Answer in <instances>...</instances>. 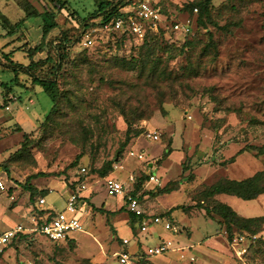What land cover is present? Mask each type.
<instances>
[{
  "label": "rangeland",
  "instance_id": "1",
  "mask_svg": "<svg viewBox=\"0 0 264 264\" xmlns=\"http://www.w3.org/2000/svg\"><path fill=\"white\" fill-rule=\"evenodd\" d=\"M199 1L162 0L167 26L173 21L189 23L191 29L169 27L160 37L143 39L92 26L99 0H0V15L13 21L25 16L28 3L56 20L45 39L42 15L28 17L22 29L32 45L50 48L58 66L49 65L41 75L54 77L60 87L58 110L52 113L53 102L41 87L20 86L32 85L24 73L15 84V71L0 65V178L11 187L7 193L0 190L5 198H0V232L30 225L36 198L23 187L28 176L52 174L35 182L45 190L38 194H46L45 206L60 210L68 196L63 181L68 183L84 166L95 174L90 179L95 196L80 213L84 230L71 233L79 244H54L41 234L19 238L1 264H120L123 251L150 258L142 264H238L241 259L221 232L222 217H207L197 205L215 204L212 198L204 204L201 199L222 178L245 179L264 170V155L239 153L247 145L264 146V0H213L215 24L207 27L199 24V11L189 7ZM0 36V51L21 44L6 45L18 37ZM89 36L91 46L85 43ZM157 43L163 56L160 70H131L124 64ZM15 60L28 64L30 57L17 50ZM131 151L143 159L137 156L139 161L128 167ZM232 157L236 160L229 163ZM109 163L108 175L114 173L125 186L135 176L140 191L149 195L144 209L151 207L152 214L183 206L184 211L171 215L181 231L152 224L146 232L133 233L125 208L107 212L122 204V196L111 195L100 176ZM115 164L124 167L115 169ZM151 170L157 171L160 185L145 178ZM164 187L176 190L152 196ZM215 198L244 217L264 216V194L253 200ZM124 238L130 243L124 244ZM163 239L172 241L171 248L150 255L149 249Z\"/></svg>",
  "mask_w": 264,
  "mask_h": 264
},
{
  "label": "trees",
  "instance_id": "2",
  "mask_svg": "<svg viewBox=\"0 0 264 264\" xmlns=\"http://www.w3.org/2000/svg\"><path fill=\"white\" fill-rule=\"evenodd\" d=\"M131 2V0H99V8L96 12L95 16L98 17L97 22H93L92 26H100L103 27L105 23L108 22H115L117 19L122 18L124 20V24L121 27L120 31L115 30H109L107 32L111 34H118L121 33L122 35H135L136 34L132 31L130 28V21L128 19V13L124 11V8ZM212 3L213 0H200L199 2H193L189 7L191 10L194 8H198L199 11V24L202 27H207L208 22L215 24L213 18H212ZM28 6L25 8V16L23 18H20L18 21H13L10 17L3 14L0 15V26L3 29L4 37H11V36H17L18 39H15L14 37L11 38V40L6 44H16V42H20L21 44L19 46L14 45L13 49L6 52L4 51V47L1 49L2 55L0 56V65L5 66L6 68L12 69L15 71V84L20 83L19 80L21 79V73H24L25 76L31 78L32 85L27 86L26 84H19L22 87L25 88H31L34 89V86H39L43 89V91L51 98L53 102L52 106V113L56 112L58 109V102L60 97V87L58 84L57 79H55L52 76H43L41 74L47 72V67L52 64V69H56L58 66L57 63H54L55 56L51 53V50L47 45H44V43H39L32 45V43L27 39L26 32L22 29V26L24 25L25 21L30 16H39L42 15L44 19V25H43V38L45 39L47 34L54 30L57 26L56 20L53 18V16L50 14V12H41L38 10V8L34 7L32 4H27ZM158 6L162 12L163 17L165 16V21L163 20L160 24V29L158 31H155L151 29L150 27L147 28V31L145 35L142 37L143 39L148 38L151 35H154L153 37L161 36L167 30L169 27H173L174 23L172 21L170 26L167 22V15L165 11V7L162 4V0L159 1ZM46 13V14H45ZM211 39L212 34L210 35ZM2 37V36H0ZM50 40H48L47 44L49 45ZM214 45V43L212 42ZM5 45V46H6ZM160 44L157 43L155 46L148 48L146 52L143 53V55L139 59H132V60H125L124 64L129 67L131 70H160V65L162 63L163 56L157 53L156 48ZM17 50H22L26 52V55L30 57V62L28 64H24L22 62H19L15 60V52ZM46 52V56H43V54ZM9 86V85H8ZM50 117V115H49ZM48 117V118H49ZM128 120V118H127ZM129 129L128 131H131L133 129V123L128 120ZM139 132V131H138ZM136 132V134H138ZM252 150L256 153V156H263L264 155V146H254V145H247L244 149H242L239 153H243L244 151ZM170 153V150H166L164 152V155H168ZM236 160V157H232L229 159V163H234ZM111 163L108 164V166H105L100 170L101 172V178H104L108 175V172L110 171ZM82 167L79 169L81 171ZM78 171V172H79ZM98 174V173H97ZM152 174H155L153 170L151 172H147L146 179L148 181L150 180V177ZM52 174H48L45 172H39L37 174H33L27 177L25 184L23 187L28 191L29 196L31 198H36V206L39 203V199L41 197H45L46 194L38 195L41 193H45V190L41 189L39 186L35 185L33 183V179L37 177H44L49 176ZM59 176V174H53ZM94 172L92 170L87 168V172L82 175L83 180L92 179L94 176ZM68 179V178H67ZM72 180L68 179L67 181L70 182ZM137 183L134 181L130 184V188L125 186L127 189L130 190V193L137 197L140 201V205L142 209L144 210V216L148 217L151 214L147 211V209H144L145 204L143 203V199L148 198L149 195L146 192H141ZM137 186V187H136ZM69 187L72 190H77L76 183H70ZM11 187L9 188L8 192L10 191ZM176 190V188H168L164 187L156 192H150L154 198L162 196L164 194H170ZM49 191V190H48ZM220 194H226L235 196L238 198H242L244 200H253L258 199L261 195L264 194V170H260L257 173H255L253 176H250L245 179H231V178H222L221 180L217 181L213 185H211L208 189L205 190L204 196L201 199V203L204 204L206 200L213 199L215 201L214 205H197L201 208L205 209L206 215L211 217L213 214H218L220 217H222V222L219 221L220 224H225L226 226V234L229 241L232 240V238L235 235H245V236H253L257 235V239L252 241L246 253L243 256V259H241L238 264H264V232L262 231V226L264 224V216L259 217H253V218H247L242 215H240L238 212L234 210L233 207H231L229 204L222 202L215 198L217 195ZM151 196V195H150ZM36 206L32 209V211H36ZM125 208L128 216L130 225L132 226V231L134 232H141V221L142 217L137 216L133 212H131L128 209V205L125 202V205L122 207ZM178 209H183V206H177L173 207L169 210L168 213L164 214H158L155 213L153 215H159L161 217H165L168 220H170L173 223L172 214ZM116 213V212H113ZM174 224V223H173ZM36 233H21L17 235L9 246L6 248V250L13 245L14 242L17 241L19 238L27 239L28 237H31L35 235ZM36 236V235H35ZM50 242L54 244H61L64 242H56L49 240ZM74 239L70 238L65 243L73 242ZM6 252V251H5ZM4 252V253H5ZM4 253L1 255H4ZM134 257L137 258L139 261V264H142V262L149 261V257L143 258V260H140V255L135 254Z\"/></svg>",
  "mask_w": 264,
  "mask_h": 264
},
{
  "label": "built area",
  "instance_id": "3",
  "mask_svg": "<svg viewBox=\"0 0 264 264\" xmlns=\"http://www.w3.org/2000/svg\"><path fill=\"white\" fill-rule=\"evenodd\" d=\"M160 0H131V2L124 8V11L128 13V19L130 21V28L132 31L141 37H143L147 31V28L158 31L160 29V24L164 20L162 12L158 6ZM198 11V8H195ZM124 24L122 18L117 19L114 23H105L102 30H115L120 31ZM174 30H185L190 31V24H182L176 22L172 27ZM86 45L91 46L94 44V39L92 37H87L85 41ZM6 110L10 109L9 105H6ZM151 136L154 139H158L159 135L155 134ZM131 155L140 159H143V155H138L136 152L131 151ZM124 167L122 164H115L114 168L118 169ZM87 172V167H82L81 171L78 172L74 178L68 182V186L71 183H76L77 190H72L68 197L66 207L61 211H54L51 209H45L43 206L46 203V198L41 197L37 205L36 211L30 216V225L25 226L24 224H19L14 228L8 229L0 234V258L1 255L6 251L13 238L21 233H38L46 236L49 240L56 242L67 241L71 238V233L74 231H83L84 226L81 222L80 213L82 212V203L85 201L84 193L89 190L90 180H83L82 175ZM114 173H110L104 177L106 186L111 195L118 196L121 195L128 205V209L142 217L141 221V232H146L149 230L152 224H163L166 229L173 230L174 232L181 231L176 225H174L170 220L159 215H150L148 217L144 216V210L140 205V201L137 197L130 193L119 179L112 177ZM130 181H135V176L131 174ZM149 183L160 185V177L156 174H152ZM0 190L8 191L9 188L3 179H0ZM257 239V235L251 237L245 235H235L230 242L234 251L240 259H243L249 244ZM124 244L129 243L128 238L123 239ZM172 241H167L166 239L161 240V243L156 247L149 249L148 253L150 255H157L164 253L171 248ZM120 264H139L134 255L129 252L123 251L118 253ZM1 264V263H0Z\"/></svg>",
  "mask_w": 264,
  "mask_h": 264
},
{
  "label": "crops",
  "instance_id": "4",
  "mask_svg": "<svg viewBox=\"0 0 264 264\" xmlns=\"http://www.w3.org/2000/svg\"><path fill=\"white\" fill-rule=\"evenodd\" d=\"M14 47V46H13ZM6 47H4V49H5ZM3 49V50H4ZM7 50V49H6ZM5 51V50H4ZM0 54H1V51H0ZM2 55V54H1ZM0 55V56H1ZM2 87H3V85H1L0 86V97H1V91H2ZM10 97H12V93L11 94H9V98ZM135 161H139L138 159H137V157H133V156H130L129 158H128V160H126L125 162L127 163V165H128V167H132L133 165H134V163H135ZM154 172H155V174L158 176V174H157V171L156 170H153ZM0 179H2V178H0ZM38 179V178H37ZM105 180V179H104ZM35 181H37L36 180V178L35 179H33V183L35 184V185H37L36 184V182ZM50 182H53V181H58V180H54V179H51V180H49ZM38 182V181H37ZM92 182V181H91ZM91 182H89V184H90V186H89V190L88 191H86L85 193H84V195H85V198H84V202L82 203V207H83V209H82V212H83V210L84 209H86V205H87V202H88V200L89 199H92V197H94V196H92V194H94V189H93V183H91ZM6 183V182H5ZM7 185V184H6ZM63 185H64V188H65V192H66V194H68V196L66 197V199H65V206H64V208L63 209H60V210H58V209H55L54 208V206H52V207H46L45 205L47 204V200H46V203L44 204V208L45 209H51V210H54V211H61V210H64L65 209V207H66V203H67V200H68V197H69V195L71 194V191H72V189L68 186V184H67V182H64L63 181ZM8 186V185H7ZM42 187V186H41ZM40 187V188H41ZM45 187L46 188H49V184H47V185H45ZM8 188H10L9 186H8ZM50 189V191L52 190L51 188H49ZM8 191H6V193H7ZM96 192V191H95ZM222 195H226V194H220V195H217V197L219 198V197H221ZM0 198H2L3 200H5V198L4 197H2V196H0ZM46 198V197H45ZM220 199V198H219ZM0 204H1V201H0ZM104 205V207H105V204H103ZM125 205V200L123 199V197H122V204L121 205H119V206H116V208H112V209H109V208H107L108 209V211L107 212H110V213H113V212H117L116 211V209L117 208H122L123 206ZM88 206V205H87ZM102 206V205H101ZM3 207L0 205V209H2ZM149 209H152L151 207L149 208ZM149 209H147V211L151 214V215H153L152 213H153V211H150ZM90 214V213H89ZM155 214V213H154ZM173 214H175V212H173ZM207 217H209V216H207ZM209 219V218H208ZM218 222V221H217ZM219 223V222H218ZM219 225L222 227V229H221V232H226V228H224L223 227V225L222 224H220L219 223ZM1 233H3V232H0V234ZM36 236H38L39 234L38 233H36L35 234ZM74 239V241H76L77 243H78V241H77V239L76 238H73ZM63 242H66V241H63ZM130 243V242H129ZM79 244V243H78ZM125 246V245H124Z\"/></svg>",
  "mask_w": 264,
  "mask_h": 264
}]
</instances>
